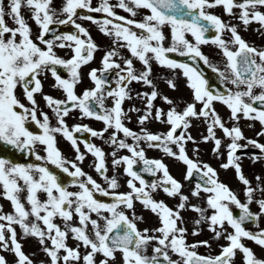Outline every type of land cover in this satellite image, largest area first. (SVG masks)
<instances>
[{
  "label": "snow or ice",
  "instance_id": "snow-or-ice-1",
  "mask_svg": "<svg viewBox=\"0 0 264 264\" xmlns=\"http://www.w3.org/2000/svg\"><path fill=\"white\" fill-rule=\"evenodd\" d=\"M22 4L30 10V18L37 25L35 39L29 23L21 15ZM217 6L245 28L253 21L264 28V0H117L115 4L99 0L97 5H93L92 0H60L57 6L52 5V0H8L7 11L0 0V142L21 152L27 150L37 161H44L24 164L0 157V197L10 202L11 208L5 212L0 205V264H235L237 252L242 254V264H264V258L242 242L247 238L264 250V228L259 227V220L264 218V187L259 183V176L256 177L258 183L251 184L242 172L241 153H238L239 149L251 145L264 156V143L245 137L238 123L227 126L213 107L214 101L221 102L229 109V118L233 121H239L241 115L259 121L261 127L256 136H264V48L248 44L236 24L210 11ZM116 8L129 15H120ZM84 9L104 14L99 19L91 14L80 18L98 25L99 31L111 38V44L102 52L101 66L90 68L87 73L92 86L83 88L78 94L75 87L81 82L79 69L93 59L100 47L89 30L77 22L78 10ZM6 16L11 19V25L6 22ZM64 24H72L76 31L56 35L52 26ZM164 29H168V37ZM210 31L214 34L206 35ZM225 32L227 39L222 35ZM48 33H53L51 38H47ZM166 38L170 39L167 46ZM209 42L220 49L225 58L223 69L212 65L201 51L200 46ZM57 47L67 48L70 55L67 58L58 55L54 51ZM121 49H126L129 55ZM168 53L209 64L219 72L222 83L234 87L213 92L197 67L170 58ZM134 59L142 65L140 70L134 67ZM152 60L161 66L179 69L186 78L192 97L182 110H177L167 96L161 97L171 105L167 111L154 106L158 92L150 78ZM58 68L67 71L66 78ZM46 73L54 78L52 87L62 90L63 98L43 92L41 77ZM134 81L151 87L150 92L136 93L146 104L137 122L143 125L152 116L169 126L165 132H151L144 127L136 132L122 122L125 113L121 105L125 98H131L129 84ZM166 82L169 87H176L174 79ZM18 88L20 95H17ZM36 94L41 95L51 116L40 107ZM108 99L110 105L105 104ZM70 110H77L81 117L101 121L103 127L94 129L82 123L69 126L65 117ZM131 111L140 110L133 107ZM193 117L204 118L207 134L200 139L212 140V152L217 156L221 154L222 140L214 130L219 128L228 138L224 145L226 159L220 166L234 168L236 178L243 185L244 201L218 179L216 169L207 161L190 158L187 154L186 141L193 143L194 152L199 151L196 138L188 132ZM29 121L40 131H30L26 126ZM178 129L181 130L179 134ZM77 132H88L100 138L105 132L109 133L106 142L113 146L112 176L106 175L104 150L84 141V148L94 157L93 167L106 187L78 166L77 161H82L84 154L78 138L73 135ZM118 133H123L125 138L131 137L132 142L118 137ZM57 134L70 143L75 159L63 156L57 145ZM241 140L247 143L241 144ZM141 141L145 147L158 148L183 162L186 181L191 182L194 172L200 174L189 192L198 199L202 192L203 206L189 202V195L181 191L182 184L170 174L161 159L145 156ZM37 146H42L44 155L37 152ZM116 149H126L129 155L117 156ZM252 158L257 157L253 155ZM138 161L142 165L139 171L134 168ZM49 163L71 177L69 183L75 190H69L47 167ZM118 164L123 165V173L127 176V191L118 190L115 175ZM144 172L153 176L160 173L159 179L149 183L141 174ZM157 189L178 198L175 207L154 199L151 193ZM96 193L110 200L97 198ZM134 201H139L144 209L157 216L158 226L137 227L135 221L144 218L136 214ZM253 203L257 211L251 210ZM234 208L238 214H234ZM181 210L198 214L191 220V229L182 226L185 218ZM57 218L60 223L55 222ZM247 222L255 224L256 230L246 228ZM201 223L213 234L212 239L224 241L218 244L220 250L215 255H201L195 250L201 245L210 248L207 239L187 242L189 234L197 235L201 231L198 227ZM16 225L24 237L38 240L47 261H34L32 254L25 253L20 242L23 237L18 238ZM69 237L75 241L74 245L67 242ZM149 247L151 255L146 254ZM5 252L13 254L11 261L3 254ZM172 254L175 259L171 258Z\"/></svg>",
  "mask_w": 264,
  "mask_h": 264
},
{
  "label": "rangeland",
  "instance_id": "rangeland-1",
  "mask_svg": "<svg viewBox=\"0 0 264 264\" xmlns=\"http://www.w3.org/2000/svg\"><path fill=\"white\" fill-rule=\"evenodd\" d=\"M54 2V4L57 6L60 4V0H52ZM97 3H99V0H95ZM112 0H109V2H111ZM3 3L5 5V11H7V3L8 0H3ZM92 3H94V0H92ZM97 3H94L95 5H97ZM25 7L23 4L21 6V9ZM20 9V12H21ZM29 14L26 15L24 18L27 20V22L29 23L30 27H31V31H32V36H36L38 28L37 25L34 23V21L30 18V10L28 9ZM23 15V14H22ZM63 18V17H61ZM138 18V17H137ZM6 22L8 24H12V21L10 18H6ZM124 51L125 55H129V53L127 52L126 49H122ZM135 62L138 63V66L141 67L142 65L140 64V62L136 59H134ZM155 62V60H153ZM156 68L160 71L157 72V76L158 78H160L162 80V82H164L166 85L167 84V79L171 78L174 79V82L176 84L175 88H171L170 89L173 92H176L180 89V85L182 86V91L184 92V95H188L191 93L189 92L190 87L187 85L185 78L181 75V71H173L172 73L168 74L170 72V68L166 67V66H161L159 65L157 62H155ZM173 73H175V75L173 76ZM150 78L153 79V81L155 80L154 77L152 76V74H150ZM165 96L164 94L161 95ZM162 99V98H161ZM163 100V99H162ZM189 100V99H188ZM190 101V100H189ZM191 102V101H190ZM180 107V109L182 110V106L179 104L178 105ZM200 105L197 104V108H199ZM213 107L215 109H224L226 106H224L221 102H213ZM219 114V113H218ZM220 115V114H219ZM222 120L225 121L226 117L220 115ZM230 120V119H228ZM145 127L147 129H150L151 132L155 131V125L151 124L149 119L147 121H145L144 123ZM249 125H251V127H249ZM259 125V121H254V120H249V124H248V130H243V134L245 137L248 138H255L256 137V132H257V128ZM215 134L218 138H221L222 140V144L220 146V155L217 156L215 153L212 152V148L214 146V143L212 140H209L207 142L203 141L200 139L201 135H206L207 131H206V124L204 122V118H196L193 117L191 118V124L190 127L188 129V132L196 138V145L198 146L199 151L198 152H194L193 151V143L188 141V143L186 144V149H187V154H189V156L193 159H198L201 161H207L213 168L216 169L217 173H218V179L221 182L226 183L230 188H232L233 190H240L237 192L238 197L241 199V201H244V196L242 193V188L243 185L240 183V181L236 178L235 176V170L232 166H230L227 169L222 168L220 165L225 162V150H227L224 145L226 143V141H228V138L223 136L222 131H220L219 128H216L215 130ZM251 136V137H249ZM241 144H245L247 143L246 140H241L240 141ZM252 146L249 145L247 148H243V150L245 151V153H241L240 155V160L239 162L241 163V169L242 172L246 175V177L248 178V180L251 182L252 185H256L258 183V181L256 180V177L259 176L260 177V185L262 187H264V156H260V151L258 153H256V159H253L252 156L254 155H250L249 150ZM173 149L175 150V147L173 146ZM194 153V155H193ZM186 171V166L183 164V162H180L177 160V162H175L173 164V167H171V175L174 176L175 179H177L178 181H180V183L182 184V189L181 191H183L186 195H189V202L190 203H199L201 206L204 205V201L202 199V197L204 196V194L201 192L200 196L201 198H195L192 197L189 189L191 187H193L195 181H186L184 179V174ZM137 185L139 182H136ZM157 192H160V189L156 190ZM151 195L153 196L154 199L157 200H163L166 204H168L170 207H175V205L177 204V200L178 198L176 197H169L166 194H162V193H151ZM257 198H259L260 193L258 192L257 194ZM0 205L3 206V211L5 212H9L11 211L10 208V202L5 200V201H1ZM134 207H135V211L136 214L138 216H143V220H136V224L137 227L140 229L143 228H153L158 226V218L157 216L152 213L150 210H146L143 208V206L141 205V203L139 201H134ZM251 210L252 211H257V205L255 203L250 205ZM210 212V210H209ZM181 216L185 218V223L182 225L184 227H187L189 229H191L193 227V224L191 222L192 218H195L198 216L197 213L191 211V210H181ZM58 220V218L56 219V221ZM55 221V222H56ZM201 231L197 234V235H191L189 234L187 236V242L191 243L192 241L195 240H209L211 247L209 248L211 252H214L217 250L218 244L224 243L223 240L220 241H216L214 239H212L213 234L207 229L206 225L204 223H201L198 226ZM259 227L264 228V218H261L259 220ZM16 229H17V233H18V238L23 236V234L21 233L19 226L16 225ZM256 230V227L254 228ZM27 237V236H26ZM27 240L30 242V245L27 247L28 249H31L34 253V255H38L39 254V250L37 249V244H38V240L32 236L27 237ZM20 241L22 242L23 240L20 239ZM70 245H74L75 241H73L71 239V237H69L68 241H67ZM242 242L245 243V240L242 239ZM24 244V241H23ZM247 246L251 247L253 249V251L256 253L257 256H263L264 255V250H262L259 246L255 245L252 241H249L247 243ZM199 247H205V246H199ZM26 248V249H27ZM208 248V247H205ZM27 249V250H28ZM30 251V250H28ZM81 251L83 252V249H81ZM31 252V251H30ZM146 254L151 255V247H149L147 249ZM117 257L119 258L120 253L117 252L116 253ZM242 254L237 252L236 256H235V264L240 263L237 262L238 259H241ZM173 259L176 258L175 254H172ZM32 259L34 260V258L32 257ZM37 260V258H35Z\"/></svg>",
  "mask_w": 264,
  "mask_h": 264
},
{
  "label": "flooded vegetation",
  "instance_id": "flooded-vegetation-1",
  "mask_svg": "<svg viewBox=\"0 0 264 264\" xmlns=\"http://www.w3.org/2000/svg\"><path fill=\"white\" fill-rule=\"evenodd\" d=\"M92 36V35H91ZM93 40L95 43L98 44V41L95 37H93ZM247 41L250 45H254L258 48H264V28H261L258 22H255V27L254 30H252V33L249 36H246ZM104 50H107L106 47L104 46H100L93 55V59L91 61H89L87 64L82 65L79 69L80 75H81V82L79 84L76 85L75 90L76 92L79 94L81 92V90L85 87H91L92 86V82L90 81V79L87 76V73L89 71L90 68H99L101 66L100 64V60H101V56H102V52ZM58 55L67 58L68 55H70V52H56ZM204 54H206L212 65H215L216 67H218V60L219 58L214 55L217 54L215 53H211V52H205ZM209 65V64H206ZM213 68V67H212ZM59 73L63 76V77H67V71L63 68H58ZM109 78H111L109 76ZM42 79V83H43V92L44 93H48L53 95L56 98H63V94H62V90H59L57 88H53L52 85L54 83V78L51 77L50 74H45L43 77H41ZM139 83L140 82H131L129 84V89L130 91V99L129 98H125L124 101L122 102V108L124 110V117L122 119V122L125 124V126L129 127V123H130V113H131V108H135L136 104L139 103L140 100H142L144 102L143 99H141L140 97H138L136 95V93H145V91L139 87ZM110 86H114V85H110ZM132 92L134 94H132ZM17 95H20V89H17ZM23 99V98H22ZM36 100L38 102V104L40 105V107L49 113V115L51 116V110L46 106L45 102L43 101L42 97L40 94H36ZM106 105H110L111 104V100L108 99L105 101ZM144 108L140 111H133L135 113L137 112H142L143 113ZM38 117H39V113H38ZM66 123L71 126L74 123H82V124H88L89 126L93 127L94 129H100L103 127V124L101 121H98L94 118H85V117H81L79 115V112L77 110H70L69 115H67L65 117ZM51 123L54 125L55 124V120L53 119L51 121ZM26 126L29 128L30 131L33 132H39L40 129L39 127L34 123V122H27ZM111 131V129H109V132ZM108 132L104 133V137L100 138V137H92L90 135V133L88 132H77V133H73L74 136H76L78 138V144L81 150V153L84 154V159L82 161H77L78 166H80L85 172H87L88 174L92 175L96 180L100 181L102 186L106 187L105 182L103 181V178L95 171L94 167H93V161H94V157L91 153L87 152V150L84 148V141H89L99 147H101L104 152H105V163H106V167H107V172L106 175L111 176V172H112V152H113V146L106 142V138L108 136ZM118 137L120 138H124L126 139V141L128 142L130 137H123V133H118ZM57 145L59 147V149L61 150L63 156L67 157L68 159H75V155H74V150L71 148V145L68 141H66L65 139H63L60 134H57ZM37 152H39L40 155H44L43 151H42V146H37ZM123 149H121V151L119 152L118 156L121 155H126L123 151ZM35 163H44V161H36ZM47 167H49V169L53 172H55L57 174V176L60 178V180L64 183L67 184V186H69V181L71 180V177H69L66 173H63V171L59 168H57L56 166L52 165V164H47ZM70 167V166H69ZM71 170V169H70ZM69 190H73L70 187H68ZM42 195V194H41ZM97 198H101L105 201H109L110 198L109 197H105L102 196L100 193H96ZM7 259L9 261H11L13 259V255H11L10 252H5L3 253ZM204 255V254H201ZM208 255V254H207ZM215 255V254H214Z\"/></svg>",
  "mask_w": 264,
  "mask_h": 264
},
{
  "label": "water",
  "instance_id": "water-1",
  "mask_svg": "<svg viewBox=\"0 0 264 264\" xmlns=\"http://www.w3.org/2000/svg\"><path fill=\"white\" fill-rule=\"evenodd\" d=\"M199 176H200L199 173H195V172H194V177H196L197 179H199Z\"/></svg>",
  "mask_w": 264,
  "mask_h": 264
}]
</instances>
